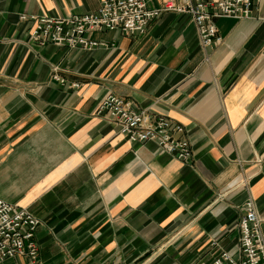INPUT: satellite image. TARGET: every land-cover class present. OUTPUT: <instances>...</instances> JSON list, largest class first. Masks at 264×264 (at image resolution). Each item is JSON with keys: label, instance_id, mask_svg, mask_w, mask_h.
<instances>
[{"label": "crops", "instance_id": "crops-1", "mask_svg": "<svg viewBox=\"0 0 264 264\" xmlns=\"http://www.w3.org/2000/svg\"><path fill=\"white\" fill-rule=\"evenodd\" d=\"M103 1L0 0V200L42 221L35 263L0 264L238 258L247 201L264 232V0L249 19H217L223 42L207 51L177 10L142 36L92 32L105 46L91 50L31 42V17L93 13ZM111 94L182 126L192 158L126 139L96 113Z\"/></svg>", "mask_w": 264, "mask_h": 264}, {"label": "built area", "instance_id": "built-area-1", "mask_svg": "<svg viewBox=\"0 0 264 264\" xmlns=\"http://www.w3.org/2000/svg\"><path fill=\"white\" fill-rule=\"evenodd\" d=\"M260 3L261 0H184L180 6L167 5L164 10H150L146 0H104L100 9L93 13L65 18L31 17L30 39L42 47L53 44L91 50L105 46L90 39L92 32L119 30L127 36H142L163 11L177 10L190 15L201 47L207 51L223 42L218 34L217 19H249ZM96 113L98 116L107 115L120 134L132 143L155 142L181 162L192 158L191 144L184 136L185 129L173 125L166 117L154 115L149 110H136L132 102L112 94L102 100ZM243 210L239 222L238 258L222 252L213 264H264V232L255 203L247 201ZM41 225L42 221L28 209L0 200V263L21 257H29L35 263L39 254L36 233Z\"/></svg>", "mask_w": 264, "mask_h": 264}]
</instances>
